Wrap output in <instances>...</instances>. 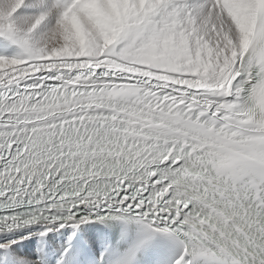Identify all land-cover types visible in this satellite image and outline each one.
<instances>
[{"label": "snow or ice", "instance_id": "obj_1", "mask_svg": "<svg viewBox=\"0 0 264 264\" xmlns=\"http://www.w3.org/2000/svg\"><path fill=\"white\" fill-rule=\"evenodd\" d=\"M0 264H264V0H0Z\"/></svg>", "mask_w": 264, "mask_h": 264}]
</instances>
